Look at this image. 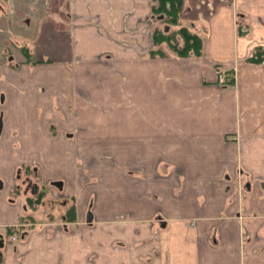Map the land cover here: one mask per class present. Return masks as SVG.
<instances>
[{
  "label": "crops",
  "instance_id": "crops-1",
  "mask_svg": "<svg viewBox=\"0 0 264 264\" xmlns=\"http://www.w3.org/2000/svg\"><path fill=\"white\" fill-rule=\"evenodd\" d=\"M43 3L0 0V25L11 36L1 41L20 46L15 35L31 37L36 59L3 65V84L21 98L29 87L33 109L42 103L35 93H71L78 86L82 104L98 109L100 123L97 132L81 121L85 129L75 143L64 139L62 124L55 141L45 138L51 132L41 127L54 117L36 122L21 115L17 137L16 124L3 128L0 264H85L80 250L96 249L97 264H264V60L250 59L253 48L264 47V0L216 3L203 33L184 18L180 25L202 39L200 53L186 56L153 43L152 0ZM31 10L36 18L29 20ZM158 48L165 55H150ZM47 58L52 64L35 66ZM218 68L232 81L220 82ZM62 77L72 80L67 88ZM54 102L62 110L77 107L74 99ZM102 110L115 118L105 135ZM72 154L89 165L76 168ZM39 158L42 181L63 179L62 195L78 200L75 212L70 199L61 205L62 229L58 220L40 221L38 208L23 197L9 198L19 161ZM74 216L88 224L82 234L72 231ZM23 220L31 227L17 234ZM96 222L98 232L91 231Z\"/></svg>",
  "mask_w": 264,
  "mask_h": 264
},
{
  "label": "rangeland",
  "instance_id": "rangeland-1",
  "mask_svg": "<svg viewBox=\"0 0 264 264\" xmlns=\"http://www.w3.org/2000/svg\"><path fill=\"white\" fill-rule=\"evenodd\" d=\"M227 0H188V1H184L183 0V5H182V8H181V15L183 17H181V15H179L178 17V20H177V24H170L167 20V17L162 14V13H154L152 14V11L150 12V25H149V33H150V36L152 35V32L155 30V29H159L160 31H163L165 34H173L174 32L177 31V28L180 27V23L183 22L185 23V21L183 20L184 18L187 19L186 22H191L192 26L194 28H196V31L197 32H202L205 30V19L206 17L210 14L209 11H212V8L215 7L216 3H221V2H226ZM53 0H44V3L42 4L43 8H49L50 6H53ZM32 12H29L27 13L26 15V18H28L30 20V18H36V11H33L31 10ZM47 12L50 13V10H46ZM49 13H45L49 16ZM32 14V15H30ZM47 15H43L44 17L47 16ZM38 16V14H37ZM38 18V17H37ZM40 18V17H39ZM188 25V30H191V32L193 33H196L194 30L192 29H189V24ZM166 28H168V30H165ZM203 33V32H202ZM9 36V34L6 32L5 29H3V26L0 25V69L1 71H5L4 68H3V65L4 66H8L10 65V67H15L18 66V62L19 61H22V60H30L32 59V52H33V49L34 47L29 46L28 47V42H32V38H24V36L21 35V37L18 38V36H14L13 38H15V40H17V43L18 44H27V46H17V44H15V42H7L5 40V42L3 43L1 40H3L4 38L7 39L8 37L5 36ZM10 37V40H11V36ZM152 37V36H151ZM175 39H176V44L178 45H181L182 43V40L181 38L179 37L178 34L175 35ZM18 38V39H17ZM23 40H27V42H23ZM19 41V42H18ZM165 43V42H164ZM167 45V43H165ZM32 45V44H31ZM22 47H25L24 50ZM168 47V45H167ZM169 48V47H168ZM257 47L253 48V52H255ZM264 48V47H262ZM170 49V48H169ZM60 50L62 51L63 50V47L60 48ZM172 51V53H175L172 49H170ZM34 59V58H33ZM41 59H44V58H41ZM47 60H45L44 62H35V66L36 65H40L42 63H46L47 64H52V61H50L49 58H47ZM36 60V59H34ZM5 76V75H4ZM4 77H0V101H1V95H3L4 99H3V102H0V112H2V123H3V126H4V129L5 131L7 130V127L8 124L10 125H14L13 127L15 129L11 130V131H18L19 130V127L17 126V123H20L22 119L21 115L23 117H26L28 116L30 119L38 122L40 119H43V118H47V117H52V115L54 116V113L53 112H58L59 115L62 114V108H60L59 104H53V101H58V100H63L65 99L66 101H70L72 99H74L75 101V104H77V107L75 108H69L70 110V120L72 122V127H73V132H81V131H84V126L82 124H80V122H85L86 124H88V127L92 128L93 130H96L98 132V129H99V116H100V113L98 111V109H95V108H92L91 110H89V107H88V104H82V101H81V98L82 96L80 95V88L78 86H75L74 88L72 87L71 89V93H68L65 91L64 94H55V92H53L52 94L48 93V92H44L42 95H36L37 98H40L42 100V103H39V105L37 106L36 109H33L31 108V105L30 104V98L29 97H34V94L31 92H29L28 90L30 89L29 87H26V88H22L21 91L23 93H25V96L24 97H18L17 95H15L13 93L12 90H9L6 86H4L3 84V79ZM62 80H60L63 84H64V87L67 88L69 86V80L70 79H67L66 77H62L61 78ZM76 79V78H75ZM73 80L74 81H77V80ZM72 81V80H71ZM74 86V84H73ZM15 90V88L13 89ZM72 90H74V92L72 93ZM41 91V89H40ZM41 93V92H40ZM28 96H27V95ZM80 95V96H79ZM78 102V103H77ZM53 104V105H52ZM64 107H66V105L64 104L63 105ZM53 107V109H51ZM65 110V109H64ZM22 112L24 114H22ZM0 117V118H1ZM26 120H28V118L26 117ZM50 120H56V121H52L50 123V126L48 128V124L47 126L45 124L42 125L41 129L42 130H46V128L48 130H50L51 133H48V135H45V138L46 139H49L50 141H55L56 139H53V135H55L56 133H53V132H56L58 131V129L60 128V123L59 121H62L63 122V129L62 132L64 133V131L66 130H70V125H66V118L62 117V118H51ZM91 121V125H89V122ZM115 121V118H114V113L113 111H106V110H102V119H101V123L103 124V129L100 130L102 132V134H108V131L106 129V126L109 125V124H113ZM5 124V125H4ZM33 124V122H32ZM61 125V126H62ZM13 134V133H12ZM80 134V133H79ZM57 138V137H56ZM76 140L73 141V143H75ZM55 143L56 142H51L49 144H51L52 146H55ZM73 143L70 141V149L73 148ZM40 145V144H39ZM72 153V152H71ZM71 159H72V162L74 163V165L76 164V160L75 158L73 157V154L71 155ZM38 160L41 161V163L43 162V159L42 158H39V159H33L32 162L37 165H38ZM27 162V161H26ZM26 162H23L24 164ZM76 167H80V170L82 168L81 166V162H79ZM84 171V170H82ZM84 173H87V172H84ZM88 174V173H87ZM86 174V175H87ZM78 176H76L75 178L77 179ZM21 178H23L21 176ZM96 178V177H95ZM4 177H2L0 175V184L1 186H4V184H2V181H4ZM39 181V184H44L45 186H47V188L54 190V194H56L55 192L57 191L56 188L51 184V182H48V181H42L38 178H34V181ZM96 180V179H94ZM25 184V183H24ZM22 185V184H21ZM82 191L84 190H78V193L79 195H82ZM9 197H14L13 194L10 192L9 194ZM54 198V199H53ZM42 199L44 200L43 202L38 200V215L37 217L40 215V221H42L44 219V224H51L53 225L54 221L55 220H58L59 222H55V224H57V226L59 227V229L63 228V225H61L60 223V220H61V217L60 215L63 214V211H62V206L60 205V200L59 199H55V196L50 194L49 192L47 193H44L42 195ZM92 199H93V202L96 203L97 202V194L95 192L92 193ZM91 199V200H92ZM43 203V206L39 204H42ZM87 208V203L85 204ZM35 215V213H34ZM74 215V214H73ZM75 219V223H74V230H72L76 235L78 234H82L83 230L87 229V225L86 222H85V218L83 219V221H81V217L78 218V220L80 221V223H78L79 221L77 220L76 216L73 217ZM73 219V220H74ZM29 220H23L22 223H26V224H23L22 226L18 227L19 229H17V233L19 234V231H22V232H26L27 229H30L31 225L29 224L28 222ZM78 221V222H77ZM34 222V221H32ZM38 224H42V223H39V222H36ZM41 226V225H39ZM90 226V225H89ZM16 227V226H15ZM34 227V225H33ZM38 227V226H36ZM91 231H95V232H98V223H94L92 224L91 226ZM13 229V228H12ZM87 232V231H86ZM85 232V233H86ZM120 245H123V244H120ZM79 250H75V252H77ZM82 251L83 253V258L82 260L85 262V264H97V260L99 258V252L101 250H91V251H86V250H80ZM144 256V255H143ZM146 257H144V261H145Z\"/></svg>",
  "mask_w": 264,
  "mask_h": 264
},
{
  "label": "flooded vegetation",
  "instance_id": "flooded-vegetation-1",
  "mask_svg": "<svg viewBox=\"0 0 264 264\" xmlns=\"http://www.w3.org/2000/svg\"><path fill=\"white\" fill-rule=\"evenodd\" d=\"M53 6H50L49 8H51ZM24 42V41H23ZM20 46H27V44H22ZM23 49L25 47H22ZM25 50V49H24ZM26 51V50H25ZM3 99L1 97V101L2 102ZM62 114L59 115L58 112H53L54 116L52 115V117L55 118H66V122L68 121V119L70 118V110H62ZM2 112H0V117L2 116L1 114ZM47 118H51V117H47ZM60 124H63L62 121H59ZM72 124V123H71ZM3 123H2V117L0 118V135L2 134L3 131ZM60 130V128L58 129V131ZM60 132H62V130H60ZM80 133V132H79ZM64 139L66 140H71L72 142L75 140V137L77 136L78 132H73V127H70V130H66L64 131V133L62 132ZM13 137H17L16 135V131L13 132ZM14 148L18 147V143L14 142L13 144ZM76 164L75 166L81 162V166L83 167V164L85 163V165H89L90 160L88 158H86L84 160V158L82 159L80 158H76ZM84 160V161H83ZM26 162V160H20L19 163L17 164L15 171H14V185L12 186L11 189V193L13 194L14 197H9L11 198V200H15L17 198H19L20 196L23 197L25 199V204L26 205H30L31 207L34 206L35 208H38V200L43 202L42 199V195L44 193L49 192L50 194L55 196V199H59L60 201V205L62 204H66V199H70L71 201V205L69 206V210L72 209L73 212H75V207H76V203H77V198L76 196L73 197H69L66 198L62 195V192L64 190V182L63 179H52L50 180L51 184L56 188V194H54V191L50 190L49 188H47V186H45L44 184H39V181H34V178H38L40 180H42L41 174L39 172V168L37 165H35L33 162L32 163H23ZM76 168H80V167H76ZM84 172L89 170V166L87 167V169L83 168ZM21 176L23 178H21ZM56 181H60V186H58L57 183H55ZM1 183V182H0ZM25 183V184H24ZM22 184V185H21ZM246 186H249V183H246ZM54 199V198H53ZM42 204H39V206ZM87 212L91 211L92 212V202L91 201H87ZM87 215V213H86ZM93 219V218H92ZM24 223L19 224L18 227L22 226ZM16 227V228H18ZM0 242L3 243L2 241V236L0 235Z\"/></svg>",
  "mask_w": 264,
  "mask_h": 264
},
{
  "label": "trees",
  "instance_id": "trees-1",
  "mask_svg": "<svg viewBox=\"0 0 264 264\" xmlns=\"http://www.w3.org/2000/svg\"><path fill=\"white\" fill-rule=\"evenodd\" d=\"M183 0H152L151 11L154 13H162L167 17L170 24H177L178 17L181 13ZM178 34L182 40L181 45L176 44L175 35ZM152 41L155 45L162 42H166L168 47L172 49L178 56H186L189 53L199 54L202 48V39L197 33L188 30L187 26L180 25L177 31L173 34H165L159 29H155L152 32ZM157 53L161 56L165 55L161 49H156L154 52L151 51L150 55ZM252 61H263L264 60V48L257 46L255 52L250 56ZM232 79H227V82H231ZM72 210V209H70ZM19 228H15L17 231ZM12 233V230L10 231ZM10 233V234H11ZM17 233V232H16Z\"/></svg>",
  "mask_w": 264,
  "mask_h": 264
},
{
  "label": "water",
  "instance_id": "water-1",
  "mask_svg": "<svg viewBox=\"0 0 264 264\" xmlns=\"http://www.w3.org/2000/svg\"><path fill=\"white\" fill-rule=\"evenodd\" d=\"M55 183H57L58 184V186H60V181H56ZM92 218H93V214H92V212L91 211H88L87 212V215H86V222L87 223H90L91 221H92ZM2 245V243L0 242V246Z\"/></svg>",
  "mask_w": 264,
  "mask_h": 264
},
{
  "label": "built area",
  "instance_id": "built-area-1",
  "mask_svg": "<svg viewBox=\"0 0 264 264\" xmlns=\"http://www.w3.org/2000/svg\"><path fill=\"white\" fill-rule=\"evenodd\" d=\"M221 81H223V78H220Z\"/></svg>",
  "mask_w": 264,
  "mask_h": 264
}]
</instances>
